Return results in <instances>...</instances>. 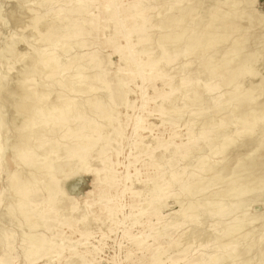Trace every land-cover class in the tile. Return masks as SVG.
Here are the masks:
<instances>
[{
    "label": "rangeland",
    "instance_id": "obj_1",
    "mask_svg": "<svg viewBox=\"0 0 264 264\" xmlns=\"http://www.w3.org/2000/svg\"><path fill=\"white\" fill-rule=\"evenodd\" d=\"M226 1L0 0V51L14 46L0 56V240L9 235L0 262L264 264V117L251 126L239 121L250 109L248 119L264 111V0ZM57 25L70 36L51 35ZM235 44L227 70L242 63L253 71L237 88L222 87L220 61ZM43 47L49 51L38 56ZM50 55L54 75L31 78L55 92L65 75L73 104L64 124L39 139L46 150L35 156L46 160L25 167L12 159L23 124L15 107L31 95L18 72ZM243 94L254 99L245 112L235 105ZM21 181L32 185L28 198L16 193ZM219 205L229 211L223 218ZM31 244L42 246L26 258Z\"/></svg>",
    "mask_w": 264,
    "mask_h": 264
},
{
    "label": "bare ground",
    "instance_id": "obj_2",
    "mask_svg": "<svg viewBox=\"0 0 264 264\" xmlns=\"http://www.w3.org/2000/svg\"><path fill=\"white\" fill-rule=\"evenodd\" d=\"M230 1V0H229ZM225 2H227L226 0H225ZM44 3V2H43ZM179 3V2H178ZM186 3V2H185ZM176 4V3H175ZM224 4V3H223ZM180 5V4H179ZM166 8V7H165ZM80 10V7H78L77 8V11H79ZM117 12V11H116ZM185 12H187V13H190V10L188 9V8H186V11ZM228 12V11H227ZM192 13V12H191ZM165 15V14H164ZM171 15V14H170ZM169 15V16H170ZM168 16V15H167ZM166 16V17H167ZM235 16V15H234ZM55 17H58V19H60V18H62L63 16H59V14H56L55 13ZM152 17H154V16H152ZM171 17V16H170ZM169 17V18H170ZM225 17V16H224ZM168 18V19H169ZM230 18V17H229ZM232 19H233V17H231ZM226 19V18H225ZM163 20H166V18H164ZM181 20V19H180ZM227 20V19H226ZM234 20V19H233ZM41 21V20H40ZM169 21V20H168ZM230 21V20H229ZM236 21V20H235ZM162 22V21H161ZM197 22V21H196ZM230 22H234V21H230ZM212 23V22H211ZM223 23V22H222ZM160 24V23H159ZM214 24V23H213ZM220 24V23H219ZM226 24V23H225ZM39 25V24H38ZM43 26V25H42ZM199 26V25H198ZM198 26H197V29H198ZM215 26V25H214ZM40 27V26H39ZM38 27V28H39ZM235 27V26H234ZM209 28H210V30H213L214 31V27L212 26V24H210L209 25ZM176 29V28H175ZM180 29V28H179ZM196 29V28H195ZM235 29V28H234ZM178 30V29H177ZM208 31V30H207ZM48 32H51L50 34L52 35L53 33H57L56 34V36L59 38V39H66L67 37H69V36H66V34H65V30H64V28L62 27V25H57V27L56 28H50V30H48ZM155 33V32H154ZM186 33V32H185ZM190 33V32H189ZM192 33V32H191ZM191 33H190V35H191ZM212 36L213 35V33L211 32H209L205 37H203L204 38V40H206V39H208V38H210L209 36ZM55 36V35H54ZM153 36V35H152ZM161 36V35H160ZM51 37V36H50ZM50 37L47 35V36H44V38L42 39V40H44V44H45V42H47V41H49V39H50ZM158 38V37H157ZM227 39L228 38V36H223L221 39ZM195 39V36L194 35H192V36H190V40L192 41V40H194ZM215 39V38H214ZM17 40V39H16ZM47 40V41H46ZM215 40H212V43L214 42ZM10 42V41H9ZM43 42V41H42ZM185 42V41H184ZM204 42V41H203ZM202 42V43H203ZM225 42V41H224ZM17 43V42H16ZM25 43V42H24ZM14 44V43H13ZM30 45V44H29ZM55 47V46H57V44H53V45H51V47ZM176 46V45H175ZM182 46V45H181ZM233 46V45H232ZM5 47V46H4ZM12 47H14V46H12ZM12 47H8L5 51L4 50H1L0 51V56L2 57V54H3V52H6L7 51V53H12V51H13V48ZM170 46H168V48H169ZM210 47L211 46H209L208 47V49H210ZM32 48V47H31ZM30 48V49H31ZM47 47H45V49H44V47L43 48H41L40 50H38L37 52V54H38V56H45L46 55V53L49 51V50H47L46 49ZM212 48V47H211ZM217 48V47H216ZM234 48H235V50H233L232 48V50L230 51V56L226 59V58H223L221 61H220V70H224V71H227V72H219L220 73V79L222 80L221 81V85L220 86H222V87H226V86H229V85H233L234 86V88H237L238 87V84L236 83L237 82V79L240 77V76H242V75H244V74H251V72L253 71L252 69H250L249 67L247 68V67H244V66H241V64L236 68V69H231V70H227L228 69V67H229V65L231 64V62L234 60L235 61V59H237L236 58V53L240 50L239 49V47H238V45L237 44H235V46H234ZM5 49V48H4ZM34 49V48H33ZM32 49V50H33ZM229 49V48H228ZM35 50V49H34ZM215 50V49H214ZM214 50H212V51H214ZM36 51V50H35ZM228 51V50H227ZM197 52V51H196ZM203 52V51H202ZM211 52V51H210ZM131 53V52H130ZM229 53V52H228ZM132 54V53H131ZM157 54H158V52H157ZM202 54V53H201ZM12 55V54H11ZM197 55H198V53H197ZM205 55V54H204ZM218 55V54H217ZM37 56V59H34L33 61H32V63H30V64H28V65H24V68L22 69V70H20L18 73H20L21 75H23V80L20 82V85H21V87H24V86H26V84L27 85H29V87L27 86V90L29 89L30 91H31V95L29 94V95H27V96H23L20 100V102H18L17 104H16V107H15V114H16V117L18 116V117H22L23 118V124H22V127H21V129H20V131H19V133H18V136H17V140H16V143L12 146V159L13 160H15L16 162H22L23 164H25L24 166L26 167V166H29V167H35V166H37V165H39L40 164V162H42V161H44V160H46V157H45V155H43V156H41V157H39V156H35V151L37 150V148L39 149V148H41L44 152H45V150L46 149H44L43 147H45L44 146V144H40L39 143V139L45 134V133H47V131H54L55 129H57L58 128V126H61L62 124H64V120H65V116H66V114H67V112H68V105L69 104H73V102H71L70 103V101L71 100H73V98L70 96V93L69 92H66L67 91V88H68V81H67V78L65 77V75H63V74H60V76H58L59 78H57L56 80H55V84H56V86H57V91H55V92H52L50 89H44V87L46 88V84L45 85H42V84H39L37 81L38 80H35V79H32L31 77L33 76V75H37L38 77H40L41 79H44V80H46V79H49V78H51L54 74H53V71H51V68H53L54 69V65H55V63H56V58L54 57V55H50V56H48V57H45V59H41V58H39ZM202 56V55H201ZM209 56V55H208ZM207 56V57H208ZM4 57V56H3ZM210 57H211V55H210ZM238 57V56H237ZM245 57V56H244ZM165 53H164V55H163V60L162 61H164L165 59ZM3 59H5V58H3ZM25 59V58H24ZM200 59V58H199ZM204 59V58H203ZM206 59V58H205ZM204 59V60H205ZM209 59V58H208ZM242 59V58H241ZM244 59V58H243ZM253 59V58H252ZM257 59V58H256ZM255 59V60H256ZM201 60V59H200ZM207 60V59H206ZM211 60H212V58H211ZM215 60V59H214ZM251 60V59H250ZM6 61H7V59H6ZM198 61V60H197ZM254 61V60H253ZM23 62V61H22ZM200 62V61H199ZM252 62V61H251ZM154 63V61L153 60H151V59H148V64H153ZM199 64V63H198ZM210 64V63H209ZM239 64V63H238ZM237 64V65H238ZM13 65V64H12ZM255 66V65H254ZM6 68V67H5ZM200 69V68H199ZM210 73L211 74H213V73H215V69H213V70H211L210 71ZM228 75H227V74ZM254 73V72H253ZM253 73H252V77H253ZM67 75H69V74H67ZM203 76H205L204 75V73H203ZM82 79V77L80 76V75H77V77H76V85H77V83H79V81ZM227 88V87H226ZM249 88V87H248ZM81 89V88H80ZM83 89V88H82ZM26 90V91H27ZM28 90V91H29ZM76 91H77V87H75V85H74V90H72L71 91V94L72 93H76ZM79 91V90H78ZM54 94V96H55V101H51V100H49V98H50V95L51 94ZM233 93V92H232ZM25 95V94H24ZM206 97V96H205ZM252 97V96H251ZM250 96H246L245 94H243V95H241L240 97H238L235 101H236V106L240 109V107H242V108H248V107H250L251 106V104H253L254 103V99L253 98H251ZM259 98V97H258ZM257 98V99H258ZM170 99V98H169ZM256 99V98H255ZM83 100V99H82ZM235 101H233L232 103H234ZM210 102V101H209ZM253 102V103H252ZM229 103V102H228ZM262 103V102H261ZM231 104V103H230ZM230 104H228L229 106H230ZM200 105V104H199ZM227 105V104H226ZM186 106V105H185ZM228 106V107H229ZM246 106H248V107H246ZM259 106V105H258ZM198 108V107H197ZM205 108V107H204ZM230 108V107H229ZM237 108V109H238ZM245 108L244 109H242V111L244 110V112H245ZM259 108H260V106H259ZM222 109H224V108H222ZM180 110H182V109H180ZM220 110H221V108H220ZM227 111V109H224L223 111ZM193 111V110H192ZM235 111H237V110H235ZM234 111V112H235ZM239 111V110H238ZM241 111V110H240ZM247 111V110H246ZM196 112V111H195ZM221 112V111H220ZM247 112H249V114H248V116L246 117H241L240 119H239V121L241 122V123H245L246 125H249V126H251V125H253L254 123H255V121L256 120H258L259 118L261 119V118H263L264 117V111H263V115L261 114V115H258L259 117H251L250 119H251V121L249 122V120L250 119H248L249 118V116H250V114H251V112H252V109H250L249 111H247ZM225 113V112H224ZM228 113V112H227ZM240 113V112H239ZM242 113V112H241ZM192 114V113H191ZM219 114V113H218ZM235 114V113H234ZM207 115H208V113H207ZM206 115V116H207ZM210 115V114H209ZM227 116V115H226ZM225 116V117H226ZM252 116V115H251ZM204 118H205V116H204ZM228 118V117H227ZM227 118H225V119H227ZM215 119V118H214ZM209 120V119H208ZM216 120V119H215ZM206 122V121H205ZM1 123V122H0ZM20 126V125H19ZM222 130V129H221ZM224 131V130H223ZM134 133V132H133ZM219 133V132H218ZM229 133V132H228ZM227 133V134H228ZM220 134V133H219ZM219 134H217V136L219 135ZM226 134V133H225ZM214 135V134H213ZM212 137H214V136H212ZM215 138V137H214ZM213 138V139H214ZM217 138V137H216ZM212 139V140H213ZM211 140V141H212ZM218 140V139H217ZM221 140V139H220ZM32 142H34V145H33V143ZM36 142V143H35ZM214 142L215 143H217L216 142V140H214ZM218 143H219V141H218ZM264 143V142H263ZM209 146V145H208ZM202 147V146H201ZM210 147V146H209ZM261 148H263V147H261ZM129 149V148H128ZM256 149V148H255ZM264 149V148H263ZM74 150H78V149H75L74 148ZM203 150V149H202ZM205 150V149H204ZM230 150V149H229ZM254 150V149H253ZM42 151V152H43ZM128 151V150H127ZM199 152H201V149H199ZM205 152V151H204ZM263 152V151H262ZM46 153H48V152H46ZM2 154H3V148H2V145H1V136H0V159H1V156H2ZM49 155H50V153H49ZM126 155V154H125ZM244 155V154H243ZM246 155V154H245ZM257 155V154H256ZM53 156V155H52ZM127 156V155H126ZM192 156V155H191ZM191 156H189L188 158L190 159V157ZM197 157V156H196ZM199 157V156H198ZM251 157V156H250ZM53 158H54V156H53ZM187 158V159H188ZM195 158V157H194ZM193 158V159H194ZM242 158V157H241ZM244 159H246V157L244 158ZM247 159H248V157H247ZM251 159V158H250ZM168 160V159H167ZM238 160V159H237ZM258 160V159H257ZM236 161V160H235ZM245 161V160H244ZM247 161H250L249 159L247 160ZM246 161V162H247ZM254 161V160H253ZM256 161V160H255ZM260 161V160H259ZM217 162V161H216ZM242 162V161H241ZM246 162H243V165H244V163H246ZM187 163H189V162H187ZM191 163V162H190ZM189 163V164H190ZM240 163V162H239ZM185 164V163H184ZM223 164V163H222ZM247 164H248V162H247ZM191 165V164H190ZM208 165V164H207ZM224 165V164H223ZM242 165V166H243ZM210 166V165H209ZM241 166V165H240ZM51 167V166H50ZM238 167V166H237ZM250 167V166H249ZM46 168H49V165L46 167ZM83 168V166H81V169ZM212 168H214V166L212 167ZM229 168V167H228ZM235 168V167H234ZM225 169V168H224ZM233 169V168H232ZM231 169V170H232ZM237 169H240V168H237ZM251 169V168H250ZM207 170V169H206ZM223 170V169H222ZM241 171H242V169H240ZM248 170V169H247ZM224 171V170H223ZM222 171V173L224 174V172L226 171V169H225V171L223 172ZM233 171V170H232ZM241 171H239L238 170V172H241ZM246 171V170H245ZM23 172V171H22ZM233 174H234V172H232ZM240 174H242V173H240ZM37 175H39V174H37ZM220 175H221V173H220ZM228 175V174H227ZM39 177H41L40 175H39ZM222 177V176H221ZM255 177V176H254ZM24 178V177H23ZM44 178V177H43ZM41 179V178H40ZM226 179V178H225ZM229 179V178H228ZM230 179H233V178H230ZM256 178H254V180H255ZM209 180V179H208ZM37 181V180H36ZM206 181V180H205ZM248 181H252L253 182V179L252 180H248ZM260 181V180H259ZM14 183H15V185H17L16 184V182L15 181H13ZM38 182H39V180H38ZM42 182V181H41ZM207 182L208 181H206V184H207ZM228 182V181H227ZM256 182H257V180H256ZM255 182V183H256ZM20 183H22V186L23 187H21L20 189H18V188H16L17 186H15V188H16V193H18L20 196H21V198H28V192L30 191V189L32 188V185L29 183V182H20ZM35 183V182H34ZM251 183V182H250ZM7 184V183H6ZM5 184V185H6ZM196 184H198V183H196ZM196 184H194L195 186H196ZM200 185H201V182L199 183ZM203 184V183H202ZM205 184V183H204ZM245 184H246V182H245ZM254 184V183H253ZM264 184V183H263ZM8 185V184H7ZM6 185V186H7ZM19 185V184H18ZM232 185V184H231ZM235 185V184H234ZM242 185V184H241ZM255 185V184H254ZM194 187V186H193ZM193 187H192V190L191 191H194V189H193ZM197 187V186H196ZM202 187H204L203 185H202ZM212 187V186H211ZM210 187V188H211ZM262 187V186H261ZM198 188V187H197ZM197 188H196V190H197ZM225 188V187H224ZM223 188V189H224ZM227 188V187H226ZM201 189V187H199V189L198 190H200ZM203 189V188H202ZM201 189V190H202ZM222 189V190H223ZM6 190V189H5ZM204 190V189H203ZM227 190V189H226ZM52 191V190H51ZM201 192V191H200ZM193 193V192H192ZM238 194V193H237ZM205 195V194H204ZM203 195V196H204ZM211 195V194H210ZM213 195V194H212ZM211 195V196H212ZM223 195V194H222ZM243 195H245V194H243ZM250 195V194H249ZM248 195V196H249ZM252 195V194H251ZM2 196V195H1ZM184 196V195H183ZM206 196V195H205ZM232 196V195H231ZM246 196H247V194H246ZM253 196V195H252ZM255 196V195H254ZM258 196V195H257ZM200 197V196H199ZM222 197V196H221ZM229 196H227V198H228ZM239 197V196H238ZM240 197H242V195H240ZM259 197V196H258ZM182 198V197H181ZM188 198V197H187ZM210 198V197H209ZM226 198V197H225ZM237 198V197H236ZM246 198V197H245ZM212 199V198H211ZM210 199V200H211ZM233 199V198H232ZM243 199V198H242ZM5 200V199H4ZM11 200V199H10ZM230 200V199H229ZM228 200V201H229ZM1 201V200H0ZM7 201V200H6ZM178 201V200H177ZM201 201V200H200ZM222 201V200H221ZM232 201V200H231ZM224 202V201H223ZM7 203V202H6ZM233 203V205H234V201L232 202ZM8 204V203H7ZM7 204H6V206L3 204V206H5V207H8L7 206ZM12 204H13V202H12ZM176 204H177V202H176ZM179 204H180V202H179ZM230 204H231V202H230ZM238 204V202L236 203V205ZM11 205V204H10ZM225 205H228V203L226 204H224L223 206H225ZM239 205V204H238ZM177 206H178V204H177ZM218 206V205H217ZM223 206H220L219 205V207H217L215 210L220 214V217H222V215H225L227 212H229L228 210H225L224 209V207ZM235 206V205H234ZM228 207V206H227ZM230 208V207H229ZM232 208V207H231ZM234 208V207H233ZM236 208H238L237 206H236ZM213 209V208H212ZM245 209H246V207H245ZM14 210V209H13ZM162 210H164V209H162ZM177 210H178V208H177ZM233 210V209H232ZM241 211V210H240ZM205 212V211H204ZM232 212V211H231ZM11 213V212H10ZM235 213V212H234ZM13 214V213H12ZM202 215V214H201ZM203 216V215H202ZM204 216H205V214H204ZM9 217V216H8ZM201 217V216H200ZM206 217V216H205ZM230 217V216H229ZM243 217V216H242ZM189 218V217H188ZM198 218H199V216H198ZM204 218V217H203ZM223 218V217H222ZM226 218H228V216L226 217ZM233 218H235V216L233 217ZM240 218V217H239ZM244 218V217H243ZM200 219V218H199ZM206 219H208V218H206ZM236 219H238V218H236ZM252 219V218H251ZM258 219V218H257ZM11 220V219H10ZM37 220V219H36ZM201 220H203V221H205L204 219H201ZM211 220V219H210ZM216 220V219H215ZM219 220V219H218ZM240 220V219H239ZM241 220H244V219H242L241 218ZM12 221V220H11ZM202 221V222H203ZM214 221V220H213ZM212 221V222H213ZM220 221V220H219ZM226 221V220H225ZM228 221V220H227ZM123 222V221H122ZM198 222H200V221H198ZM214 222H216V221H214ZM231 222V221H230ZM234 222L236 223V222H239L238 220L237 221H235V219H234ZM253 222V221H252ZM226 223V222H225ZM242 223V222H241ZM210 224V223H209ZM229 224V223H228ZM231 224H233V223H231ZM263 225V224H262ZM237 226H239V225H237ZM245 226V225H244ZM243 226V227H244ZM198 227V226H197ZM227 227V226H226ZM215 228H216V226H215ZM219 228V227H218ZM231 227H229V229H230ZM233 228V227H232ZM235 228V227H234ZM237 228V227H236ZM253 228V227H252ZM263 228V227H262ZM192 229H194L195 230V228H192ZM197 229V228H196ZM224 229V231H223V233H225V232H227V231H230L229 229L228 230H226L225 228H223ZM242 229V228H241ZM241 229H239V230H241ZM30 230V229H29ZM199 230V229H198ZM226 230V231H225ZM235 229H233V231H234ZM238 230V228L234 231V232H236ZM249 230V229H248ZM253 230V229H252ZM193 231V230H192ZM233 231H230V232H233ZM246 231V230H245ZM254 231V230H253ZM196 232V231H195ZM250 232V231H249ZM248 232V233H249ZM193 233V232H192ZM198 233V232H197ZM196 233V234H197ZM195 233H194V235H196ZM210 234V233H209ZM214 234V233H213ZM227 234H228V232H227ZM244 234H245V232H244ZM188 235V234H187ZM190 236L192 235V234H189ZM253 235V234H252ZM9 235H5L1 240H0V242L2 243V244H4L7 248H9V237H8ZM15 236V235H14ZM216 236H217V234H216ZM196 237H198V236H195V238ZM185 238H187V236L185 237ZM19 239V238H18ZM251 239V238H250ZM28 241V240H27ZM0 243V244H1ZM33 243V242H32ZM46 243H47V241H46ZM48 243H51V242H48ZM240 243V242H239ZM230 244V243H229ZM246 244V243H245ZM29 245V244H28ZM249 245V244H248ZM40 246H42L41 244L39 245V246H34L33 244H31L30 245V247L27 249V248H25L24 249V256L26 257V258H30V257H35L38 253H39V248H40ZM229 245H227L226 246V248L228 247ZM246 246V245H245ZM24 247V246H23ZM216 247H218V246H216ZM224 247H225V245H224ZM231 247H232V245H231ZM234 247H235V245H234ZM248 247V246H247ZM219 248V247H218ZM244 248V247H243ZM216 249V248H215ZM231 249V248H230ZM229 249V250H230ZM19 250V249H18ZM218 250V249H217ZM242 250V249H241ZM246 250H247V248H246ZM249 250V249H248ZM228 252V251H227ZM233 251L231 250V253H232ZM247 252V251H246ZM245 252V253H246ZM217 253L218 252H216V255H217ZM208 254V253H207ZM221 254V253H220ZM235 254V253H234ZM237 254V253H236ZM240 254V253H239ZM242 254H243V252H242ZM242 254H241V256H242ZM247 254V253H246ZM222 255V254H221ZM19 256V255H18ZM207 256H209V255H207ZM217 258L219 257V256H216ZM226 255H223V256H220L217 260L218 261H220V262H222V261H224V260H226ZM236 258V257H235ZM239 258V257H238ZM204 259V258H203ZM239 261H240V259H238ZM205 261V260H204ZM5 262H6V259L4 258V259H2V261L0 262V264H5ZM207 262H209V264H211V263H213V261L212 260H210L209 261V259H207V261H206V264H207ZM226 263L228 262V261H225ZM224 262V263H225ZM238 262V261H237ZM228 264V263H227Z\"/></svg>",
    "mask_w": 264,
    "mask_h": 264
}]
</instances>
